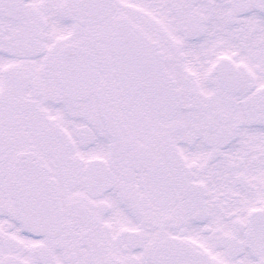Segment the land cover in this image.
Instances as JSON below:
<instances>
[{
    "label": "snow or ice",
    "instance_id": "snow-or-ice-1",
    "mask_svg": "<svg viewBox=\"0 0 264 264\" xmlns=\"http://www.w3.org/2000/svg\"><path fill=\"white\" fill-rule=\"evenodd\" d=\"M0 264H264V0H0Z\"/></svg>",
    "mask_w": 264,
    "mask_h": 264
}]
</instances>
